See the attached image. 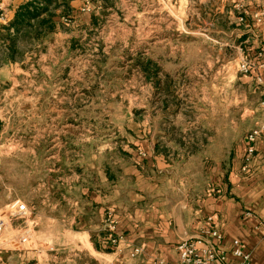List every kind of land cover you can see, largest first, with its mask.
<instances>
[{"label": "rangeland", "instance_id": "374dc122", "mask_svg": "<svg viewBox=\"0 0 264 264\" xmlns=\"http://www.w3.org/2000/svg\"><path fill=\"white\" fill-rule=\"evenodd\" d=\"M71 2L48 6L51 29L0 25V66L17 71L0 94V264H97L79 220L64 231L69 216L94 223L70 185L107 194L98 173L111 171L125 197L130 164L146 171V194L192 200L261 113L264 0ZM160 169L165 182H153ZM16 202L27 215L9 217ZM103 214L105 231L85 229L99 252L118 244Z\"/></svg>", "mask_w": 264, "mask_h": 264}, {"label": "crops", "instance_id": "0c3cea01", "mask_svg": "<svg viewBox=\"0 0 264 264\" xmlns=\"http://www.w3.org/2000/svg\"><path fill=\"white\" fill-rule=\"evenodd\" d=\"M27 1L0 0L3 9L0 25L4 24V21L11 23L17 9ZM75 1L72 0L71 3ZM13 66L15 65L10 62L0 66V94L3 93L5 86L3 79L6 72L8 76L13 75L15 80L17 71ZM11 85L14 87L16 83L12 82ZM260 99L261 113L254 119L253 126L243 137L236 153L237 157L227 165L218 162L215 167H209L208 172L211 171L209 180L212 181L209 190L189 201L163 194L149 195L146 194V189L137 187L147 182L146 171L136 170L137 175L134 173L135 167L129 164L125 168L126 178H129L135 189L125 197H119L118 176H113L111 171L98 173L100 186L104 185L108 188L107 194L101 195V191L96 189L91 192L79 182L69 186L77 185L80 188L78 190L85 195L84 199L82 197L78 201V205L82 213L87 208L90 211L94 209L92 219L94 223L85 225L80 215L69 216L66 218L70 225L64 231H70L73 223L78 219L77 228L82 232L76 236L86 238L90 251L99 256L97 264H176L178 243L184 239L200 237L211 229H216L221 235L220 239L208 238L218 252L225 253L226 260L223 264H240L242 261L241 257H235L231 252L235 243L248 255L251 264H264V129L253 142L254 152L248 160L246 155L249 144L247 135L264 124V95ZM1 104H3L2 100ZM149 159H154L151 151H149ZM218 174L219 176H216ZM166 175V171L157 170L152 174L155 178L153 182L155 180L165 182L163 180L166 179ZM185 184L186 187L192 186L188 182ZM87 192H90V195H87ZM103 207L109 209V215H112L111 221L115 222L113 227L115 231L109 232L116 234L120 239L116 246L108 248L109 250L105 252H99L93 247L90 235L85 229L92 227L96 231H105L102 223H99L102 222L104 215ZM46 219L50 222L57 221L53 218ZM40 249H37V252H42ZM44 249L46 253L48 250H53V247ZM35 264H59V262L43 261ZM65 264L69 263L65 262Z\"/></svg>", "mask_w": 264, "mask_h": 264}, {"label": "built area", "instance_id": "2783aa9c", "mask_svg": "<svg viewBox=\"0 0 264 264\" xmlns=\"http://www.w3.org/2000/svg\"><path fill=\"white\" fill-rule=\"evenodd\" d=\"M262 129H264V124L261 127L252 130L247 135L249 141L246 149L247 160L254 152L253 142ZM27 213L28 208L22 202H16L14 206L8 209L9 217H24ZM3 226L4 220L0 219V232L3 229ZM208 237L220 239L221 235L216 229H211L205 231V234L203 233L200 237L188 238L179 242L177 245L178 260L176 264H223L226 260L225 253L223 251L218 252ZM119 238V236L111 232L107 235L106 240L109 245H114L119 241ZM231 250L235 257H241L242 261L240 264H251L248 255L243 253L236 243Z\"/></svg>", "mask_w": 264, "mask_h": 264}, {"label": "trees", "instance_id": "16d2710c", "mask_svg": "<svg viewBox=\"0 0 264 264\" xmlns=\"http://www.w3.org/2000/svg\"><path fill=\"white\" fill-rule=\"evenodd\" d=\"M67 5L68 0H63ZM53 0H29L22 4L15 13L11 22L14 31L19 30V26H26L29 29L37 30L47 25V29L52 28L53 12L49 11L48 6ZM42 14H45L43 17ZM37 34V32H36Z\"/></svg>", "mask_w": 264, "mask_h": 264}]
</instances>
